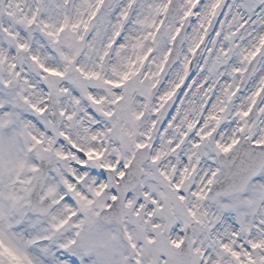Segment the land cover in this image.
Instances as JSON below:
<instances>
[{"label":"snow or ice","instance_id":"6c2138e0","mask_svg":"<svg viewBox=\"0 0 264 264\" xmlns=\"http://www.w3.org/2000/svg\"><path fill=\"white\" fill-rule=\"evenodd\" d=\"M0 264H264V0H0Z\"/></svg>","mask_w":264,"mask_h":264}]
</instances>
